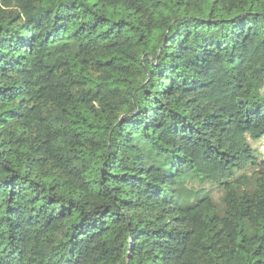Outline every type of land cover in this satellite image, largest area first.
<instances>
[{
    "label": "trees",
    "instance_id": "obj_1",
    "mask_svg": "<svg viewBox=\"0 0 264 264\" xmlns=\"http://www.w3.org/2000/svg\"><path fill=\"white\" fill-rule=\"evenodd\" d=\"M0 264H264V0H0Z\"/></svg>",
    "mask_w": 264,
    "mask_h": 264
}]
</instances>
